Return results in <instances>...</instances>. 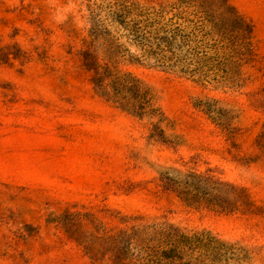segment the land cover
Masks as SVG:
<instances>
[{"label":"rangeland","instance_id":"rangeland-1","mask_svg":"<svg viewBox=\"0 0 264 264\" xmlns=\"http://www.w3.org/2000/svg\"><path fill=\"white\" fill-rule=\"evenodd\" d=\"M0 264H264V0H0Z\"/></svg>","mask_w":264,"mask_h":264},{"label":"trees","instance_id":"trees-1","mask_svg":"<svg viewBox=\"0 0 264 264\" xmlns=\"http://www.w3.org/2000/svg\"><path fill=\"white\" fill-rule=\"evenodd\" d=\"M105 72H97L96 77H95V85L99 91H101L103 94H108L107 90V84L105 83L106 77H105Z\"/></svg>","mask_w":264,"mask_h":264}]
</instances>
